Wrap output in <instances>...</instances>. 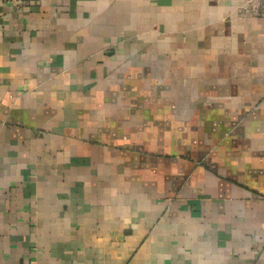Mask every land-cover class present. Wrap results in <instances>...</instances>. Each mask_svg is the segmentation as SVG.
Returning <instances> with one entry per match:
<instances>
[{
  "label": "crops",
  "instance_id": "obj_1",
  "mask_svg": "<svg viewBox=\"0 0 264 264\" xmlns=\"http://www.w3.org/2000/svg\"><path fill=\"white\" fill-rule=\"evenodd\" d=\"M246 1L0 0V264H264Z\"/></svg>",
  "mask_w": 264,
  "mask_h": 264
},
{
  "label": "built area",
  "instance_id": "obj_2",
  "mask_svg": "<svg viewBox=\"0 0 264 264\" xmlns=\"http://www.w3.org/2000/svg\"><path fill=\"white\" fill-rule=\"evenodd\" d=\"M241 14L246 18L264 15V0H247L241 9Z\"/></svg>",
  "mask_w": 264,
  "mask_h": 264
}]
</instances>
